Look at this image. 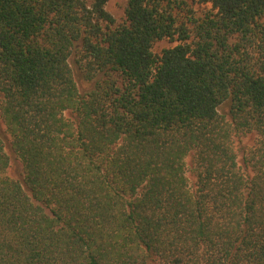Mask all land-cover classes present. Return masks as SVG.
Wrapping results in <instances>:
<instances>
[{"label":"trees","instance_id":"obj_1","mask_svg":"<svg viewBox=\"0 0 264 264\" xmlns=\"http://www.w3.org/2000/svg\"><path fill=\"white\" fill-rule=\"evenodd\" d=\"M189 1L0 0V264H264V0Z\"/></svg>","mask_w":264,"mask_h":264},{"label":"rangeland","instance_id":"obj_2","mask_svg":"<svg viewBox=\"0 0 264 264\" xmlns=\"http://www.w3.org/2000/svg\"><path fill=\"white\" fill-rule=\"evenodd\" d=\"M187 3L190 4L189 0H185ZM193 9L196 11L197 16H201L204 13L210 10L209 5L204 4H193ZM106 11L112 16L115 23L114 26H118L125 22V15L124 10L126 8V0H107L106 3ZM175 43H170L167 40H162L155 44L154 52L159 53L162 49L172 47ZM69 64L71 66L74 80L77 86L79 93L86 94L90 90H92L94 82H86L81 78L80 72L78 71L77 65L75 63V56L72 55L69 59ZM1 94H0V103H1ZM0 140L3 144L4 152L7 154L9 158V165L6 170V175L12 179L21 181L22 179V168L19 161L12 155L11 151L9 150V139L5 132V128L2 124L0 119ZM253 137H248L242 139L240 145L241 146H248L252 143Z\"/></svg>","mask_w":264,"mask_h":264}]
</instances>
